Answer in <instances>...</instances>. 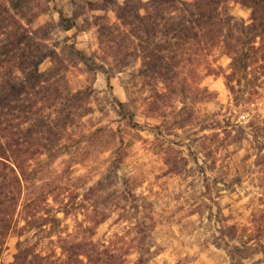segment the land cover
Here are the masks:
<instances>
[{"label": "trees", "instance_id": "obj_1", "mask_svg": "<svg viewBox=\"0 0 264 264\" xmlns=\"http://www.w3.org/2000/svg\"><path fill=\"white\" fill-rule=\"evenodd\" d=\"M70 1L77 7L92 2ZM101 1L113 3L119 17H130L144 27L151 39L143 55L149 70L176 67L191 49L195 55L219 49L227 56L225 77L232 111L211 118L207 125L211 134L205 135L209 140H194L189 147L197 169L215 173V188L222 183L217 188L233 189L252 174L255 165L264 168V112L259 109L264 100V0ZM232 1L249 9L248 20L233 12ZM27 2L0 0V256L6 239L16 237L13 259L0 264H127L130 254L120 251L123 246L111 235L97 234L98 226L116 211L117 221L134 222L142 234L135 264H145L151 258L144 233L148 216L131 211L142 202L135 191L139 182L123 170V144L87 180L75 176L62 189L37 180L45 170L42 166L60 149L56 143L71 116L68 108L78 107L77 101L90 90L63 93L52 82L47 84L52 76L40 65L57 51L43 41L47 27L31 29L24 23ZM56 9L64 29L78 25L75 10L67 15L63 6ZM72 51L89 69L107 71L84 49L72 46ZM117 102L131 127L154 128L138 122L126 102ZM52 105L57 109L53 118L45 112ZM176 165L174 161V169ZM59 211L64 217L75 215L73 229L61 225ZM80 211L87 218L79 220ZM231 219L221 222L214 240L225 249L229 264H264V202L245 221Z\"/></svg>", "mask_w": 264, "mask_h": 264}, {"label": "rangeland", "instance_id": "obj_2", "mask_svg": "<svg viewBox=\"0 0 264 264\" xmlns=\"http://www.w3.org/2000/svg\"><path fill=\"white\" fill-rule=\"evenodd\" d=\"M91 1L81 7L70 0L24 3V23L31 29L47 27L43 41L57 51L40 65L52 76L47 84L52 82L63 93L90 90L77 101L78 107L68 108L71 116L56 143L60 149L42 166L45 170L37 174L38 182L45 180L62 189L75 176L87 180L123 144V170L139 182L135 191L142 202L131 211L148 216L144 233L151 258L145 264H229L225 249L214 243L219 226L231 218L245 221L263 205L264 168L255 165L252 174L233 189L217 188L222 183L215 188V173L198 170L189 147L194 140H209L205 135L211 134L207 127L211 118L232 111L225 77L229 59L219 49L200 50L197 55L191 49L176 67L149 70L143 55L151 39L144 27L130 17H119L111 2ZM231 4L236 15L248 20V8ZM58 6L67 15L75 10L78 25L64 29L58 22ZM72 46L84 49L107 71L89 69ZM118 99L126 102L138 122L155 130L131 127L119 113ZM260 105L264 112V100ZM45 108L51 118L57 115L55 105ZM174 161L179 165L176 169ZM58 215L63 217L62 226L74 228L75 215L64 217L62 211ZM84 217L85 211H80L78 219ZM117 218L116 211L98 226L97 234L113 236L123 246L120 251L130 254L127 264H135L142 234L134 222L120 223ZM15 251L16 237L9 236L0 262L12 260Z\"/></svg>", "mask_w": 264, "mask_h": 264}]
</instances>
